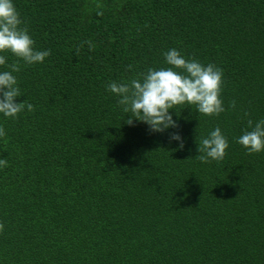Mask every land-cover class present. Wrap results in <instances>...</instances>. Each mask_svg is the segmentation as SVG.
Returning a JSON list of instances; mask_svg holds the SVG:
<instances>
[{"label": "trees", "instance_id": "16d2710c", "mask_svg": "<svg viewBox=\"0 0 264 264\" xmlns=\"http://www.w3.org/2000/svg\"><path fill=\"white\" fill-rule=\"evenodd\" d=\"M13 3L51 55L14 73L34 110L0 113V264H264V151L237 142L264 119V0ZM172 48L223 70L226 111L177 106L163 133L125 124L107 84L169 67ZM216 127L229 147L203 163Z\"/></svg>", "mask_w": 264, "mask_h": 264}, {"label": "clouds", "instance_id": "9594fccd", "mask_svg": "<svg viewBox=\"0 0 264 264\" xmlns=\"http://www.w3.org/2000/svg\"><path fill=\"white\" fill-rule=\"evenodd\" d=\"M24 23L13 0H0V53L11 52L17 57L16 61L7 63V57L0 54V66L8 69L0 71V113L9 118L17 117L25 107L29 112L34 110V106L25 100L17 102L22 93L14 73L21 71L20 61L25 65L43 63L51 55L50 49L41 51L34 47L35 41L28 28L22 27ZM84 44L89 49L94 48L92 41H84L77 53ZM164 57L169 67L148 68L127 83L111 81L107 84L108 91L119 97L118 103L129 114L125 124L132 126L135 121H140L146 123L151 132L163 133L170 128H179L170 111L175 109L179 115L177 106L194 105L198 113L208 116H219L226 111L221 98L223 70L220 67L185 58L176 48L167 50ZM128 67L131 69L132 65ZM230 106L234 109L236 102L232 101ZM248 125L251 130H244L237 142L249 153L264 151V119L254 125L249 120ZM5 134L4 128L0 127V137ZM170 141H179L181 149L185 146L179 132H172ZM228 147L227 137L216 127L198 142L197 158L203 163L223 160ZM7 163V159H0V167H6ZM3 229V223H0V232Z\"/></svg>", "mask_w": 264, "mask_h": 264}]
</instances>
